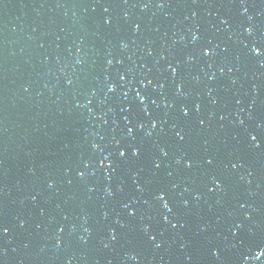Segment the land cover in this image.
<instances>
[{
	"label": "water",
	"instance_id": "95a60500",
	"mask_svg": "<svg viewBox=\"0 0 264 264\" xmlns=\"http://www.w3.org/2000/svg\"><path fill=\"white\" fill-rule=\"evenodd\" d=\"M0 225V264H264V0H0Z\"/></svg>",
	"mask_w": 264,
	"mask_h": 264
},
{
	"label": "snow or ice",
	"instance_id": "6c2138e0",
	"mask_svg": "<svg viewBox=\"0 0 264 264\" xmlns=\"http://www.w3.org/2000/svg\"><path fill=\"white\" fill-rule=\"evenodd\" d=\"M106 22H107V21H106ZM246 31L251 32L252 29H251V28H247ZM204 51H205V53H207V52H208V49L205 48ZM253 51H254V52H258V51H260V50L257 49V48H253ZM172 70H173V72H175V69H172ZM121 79H123V77H121ZM111 87H112V86L109 85V88H111ZM137 95L140 97L141 101H143L144 97L141 96L140 93H137ZM185 112H187L186 109H185ZM201 123H203V121H201ZM152 126L155 127V122H153V125H152ZM141 127H142V125H141ZM128 132L131 133V132H132V129L129 128V129H128ZM176 135H177V136H180V133L178 132V133H176ZM250 135H251V134H250ZM180 138L183 139V137H180ZM252 139L255 140L256 137L253 136ZM117 143H119V142H117ZM257 146H258V145H257ZM125 151H126L125 149L121 148V149L119 150V155H120L121 157H123V156L125 155ZM161 151L163 152V149H161ZM138 154H139V150H138L136 147H132V155H133V156H136V155H138ZM165 155H166V153H165ZM185 163L188 164L189 162H188V161H185ZM208 163L211 164V163H212V160L209 159V160H208ZM189 166H190V165H189ZM157 167H159V165H157ZM232 167L235 168L236 165L233 164ZM81 175H82V174H81ZM216 183L219 184V181H216ZM164 196H165V193L161 191V192H159V193L157 194V199L163 201V200H164ZM185 203H187V202H185ZM163 207L168 208V204L165 202V203L163 204ZM130 214H131V210H130ZM167 219H168V218L165 217V220H167ZM21 224H23V221H21ZM172 227H176V225L173 224ZM8 230H9V229H8L7 227H5V226H3V225H0V233H7ZM113 238H115V237H113ZM214 254H215V250H214ZM257 255H259V253H257Z\"/></svg>",
	"mask_w": 264,
	"mask_h": 264
}]
</instances>
